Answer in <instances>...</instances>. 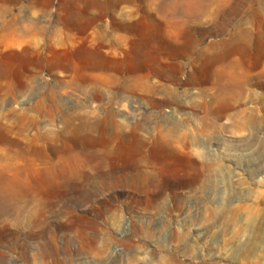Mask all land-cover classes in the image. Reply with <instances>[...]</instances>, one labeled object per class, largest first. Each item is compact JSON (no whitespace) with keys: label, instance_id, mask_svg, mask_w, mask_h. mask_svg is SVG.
Here are the masks:
<instances>
[{"label":"rangeland","instance_id":"rangeland-1","mask_svg":"<svg viewBox=\"0 0 264 264\" xmlns=\"http://www.w3.org/2000/svg\"><path fill=\"white\" fill-rule=\"evenodd\" d=\"M0 264H264V0H0Z\"/></svg>","mask_w":264,"mask_h":264},{"label":"bare ground","instance_id":"bare-ground-1","mask_svg":"<svg viewBox=\"0 0 264 264\" xmlns=\"http://www.w3.org/2000/svg\"><path fill=\"white\" fill-rule=\"evenodd\" d=\"M32 21V20H31ZM33 22H35V21H33ZM32 24V23H31Z\"/></svg>","mask_w":264,"mask_h":264}]
</instances>
